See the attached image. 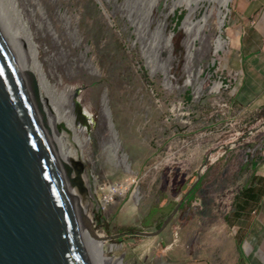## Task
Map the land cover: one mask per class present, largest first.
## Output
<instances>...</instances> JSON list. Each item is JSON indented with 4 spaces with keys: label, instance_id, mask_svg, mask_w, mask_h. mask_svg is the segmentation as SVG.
Instances as JSON below:
<instances>
[{
    "label": "rangeland",
    "instance_id": "374dc122",
    "mask_svg": "<svg viewBox=\"0 0 264 264\" xmlns=\"http://www.w3.org/2000/svg\"><path fill=\"white\" fill-rule=\"evenodd\" d=\"M14 1L20 20L13 25L0 0L8 33L16 41L30 35L50 85L75 88L92 116L88 133L82 127L88 135L84 154L75 146L71 157L88 175L92 225L106 237L97 242L103 259L264 264V240H251L247 251V241L230 236L225 226L264 160V103L236 101L244 35L236 28L232 0L222 35L226 53L218 54L216 19L202 30L183 28L186 11H171L174 0ZM160 28L163 39L173 33L169 42L151 39ZM122 153L130 173L119 161ZM177 204L159 235H135L159 229ZM110 244L117 249L109 252Z\"/></svg>",
    "mask_w": 264,
    "mask_h": 264
},
{
    "label": "water",
    "instance_id": "95a60500",
    "mask_svg": "<svg viewBox=\"0 0 264 264\" xmlns=\"http://www.w3.org/2000/svg\"><path fill=\"white\" fill-rule=\"evenodd\" d=\"M30 93L0 25V264H92L82 231L95 239L106 237L100 238L88 215L83 164L66 167L56 155ZM76 96L73 88L75 122L88 128L92 116ZM179 208L156 231L135 235H159Z\"/></svg>",
    "mask_w": 264,
    "mask_h": 264
},
{
    "label": "bare ground",
    "instance_id": "6f19581e",
    "mask_svg": "<svg viewBox=\"0 0 264 264\" xmlns=\"http://www.w3.org/2000/svg\"><path fill=\"white\" fill-rule=\"evenodd\" d=\"M6 4L5 13L6 16L10 17V21L14 25V22H19L20 18L18 17L16 4L14 0H3ZM154 1V0H153ZM140 1L136 0L138 4ZM146 2V1H145ZM144 2V4H145ZM231 0H174L171 11L175 8H181L186 11V17L183 21V28L184 26L187 29H191L193 27H197L200 30L205 29L208 22L215 18L216 19V29H217V37L213 43V54L218 53H226L227 49V42L223 39V27L227 17V10L229 7V3ZM1 6V4H0ZM3 6V5H2ZM1 6V8H2ZM4 8V7H3ZM140 16L142 22L146 21L147 18V10L146 6L142 5L140 7ZM198 15H200L198 17ZM0 25L8 38L10 44L13 46L14 56L19 61L24 76L25 81L27 83V87L30 90V94L32 95V99L34 105L39 112L40 117L43 118V124L46 127L47 134L51 139L52 145L56 151V155L59 159L64 163L66 167H72L73 163L78 161L77 159H73L71 156H76V153L79 149L84 154L85 146L88 144V131L91 128V124H89L88 128L85 124H80L75 122L71 115V103L74 108V104L72 101L71 94L73 96V87L64 86V90L57 89L55 86L50 85L49 81L47 80L46 76L43 74L42 70L40 69V65L37 60V49L36 46L32 43L30 35L23 38L22 36L16 41V39L11 35V31L7 29V23L5 22V18L3 15L2 10L0 9ZM12 25V26H13ZM10 26V25H9ZM162 29H156L155 32L152 33V40L159 41L162 40ZM15 30V29H14ZM13 30V31H14ZM20 30V29H19ZM19 33V32H18ZM26 35V34H24ZM165 42V39H163ZM25 49V50H24ZM39 77V78H38ZM37 78L39 79L41 85L46 88L48 95V100L50 105H47L48 101H44L40 91ZM30 82V83H29ZM31 84V85H29ZM220 88V84H215L212 90L217 91ZM34 92V93H33ZM71 97V103H70ZM104 102L102 103V105ZM85 111V108H82ZM86 112V111H85ZM88 113V112H86ZM74 114V112H73ZM75 119V118H74ZM92 122L91 119L88 120V123ZM76 125V126H75ZM87 133H86V130ZM67 130L68 134H64L63 131ZM72 139L74 142H72ZM117 147L118 144H117ZM120 158V156H119ZM120 163L127 164L126 172L130 173L129 164L122 159H119ZM81 162V161H80ZM82 163V162H81ZM87 172L82 170V179L84 184L86 185L87 189L89 190V196L87 198L88 202V210L91 208L92 205V194L89 188V180ZM87 177V180H86ZM85 178V179H84ZM108 201V198H104L102 201H99L96 208H102L100 202L103 205ZM78 213L79 208L76 209ZM88 215L91 214L88 211ZM82 229V228H81ZM83 230V229H82ZM83 233V243L85 245V249L89 259L91 260L92 264H123V259L119 261H114V259L105 260L103 259L102 246H98L97 242H103V239H95L90 236V233L85 230L82 231ZM100 238L104 237L102 234H98ZM117 249V247L113 245H109V252H113Z\"/></svg>",
    "mask_w": 264,
    "mask_h": 264
},
{
    "label": "crops",
    "instance_id": "0c3cea01",
    "mask_svg": "<svg viewBox=\"0 0 264 264\" xmlns=\"http://www.w3.org/2000/svg\"><path fill=\"white\" fill-rule=\"evenodd\" d=\"M232 12L236 28L244 35L240 63L243 85L236 101L243 106H261L264 103V0H232ZM256 169V181L243 189L225 222L231 230L230 236L237 234L240 242L247 241V251L251 249V240H264V160Z\"/></svg>",
    "mask_w": 264,
    "mask_h": 264
},
{
    "label": "built area",
    "instance_id": "2783aa9c",
    "mask_svg": "<svg viewBox=\"0 0 264 264\" xmlns=\"http://www.w3.org/2000/svg\"><path fill=\"white\" fill-rule=\"evenodd\" d=\"M98 209H100V208H98Z\"/></svg>",
    "mask_w": 264,
    "mask_h": 264
}]
</instances>
